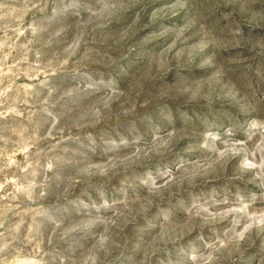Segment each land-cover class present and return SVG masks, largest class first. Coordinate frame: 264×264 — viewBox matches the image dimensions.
Wrapping results in <instances>:
<instances>
[{
  "label": "rangeland",
  "instance_id": "1",
  "mask_svg": "<svg viewBox=\"0 0 264 264\" xmlns=\"http://www.w3.org/2000/svg\"><path fill=\"white\" fill-rule=\"evenodd\" d=\"M0 264H264V0H0Z\"/></svg>",
  "mask_w": 264,
  "mask_h": 264
}]
</instances>
